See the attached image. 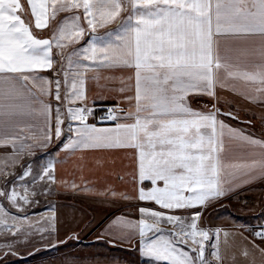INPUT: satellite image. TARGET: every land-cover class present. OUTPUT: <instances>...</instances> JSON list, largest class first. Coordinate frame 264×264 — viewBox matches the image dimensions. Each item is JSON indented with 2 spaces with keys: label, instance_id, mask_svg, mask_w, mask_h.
<instances>
[{
  "label": "snow or ice",
  "instance_id": "snow-or-ice-1",
  "mask_svg": "<svg viewBox=\"0 0 264 264\" xmlns=\"http://www.w3.org/2000/svg\"><path fill=\"white\" fill-rule=\"evenodd\" d=\"M26 4L0 0V148L11 149L0 159L5 169L15 167L24 153L46 150L53 140L57 145L38 162L22 165L12 180L7 177L13 173L3 172L0 264H14L17 248L31 243V237L39 235L43 241L58 231L54 208L49 209L51 218L35 226L28 209L38 203L36 197L52 195L55 168L62 163L57 157L80 150H127L131 155V194L112 186L95 194L137 201L139 219L117 217L103 234L121 242L138 237L147 264H225L229 257L239 264L229 251L232 234L204 228L200 221L212 203L264 180V138L221 118L241 119L235 111H222L220 105L227 101L218 91L227 89L264 107V0ZM33 26L49 35L38 36ZM102 70L127 75L113 89L100 81L117 77L104 76ZM93 81L103 91L119 93L115 105L99 117L111 122L110 127L88 123L95 117L88 104ZM53 98L55 106L49 102ZM200 103L202 108L193 106ZM260 119L264 123V113ZM64 183L79 190L74 181ZM21 187L23 192L18 191ZM254 240L259 243L252 248L264 264V229L254 233ZM240 255L247 259L252 254L245 247ZM250 264H257L254 256Z\"/></svg>",
  "mask_w": 264,
  "mask_h": 264
},
{
  "label": "crops",
  "instance_id": "crops-1",
  "mask_svg": "<svg viewBox=\"0 0 264 264\" xmlns=\"http://www.w3.org/2000/svg\"><path fill=\"white\" fill-rule=\"evenodd\" d=\"M22 3L25 4V7L27 6L26 0H22ZM66 15L69 14H61V16ZM25 18L27 19L28 17ZM113 27L114 25L108 26V28ZM107 30V28L98 29V34L105 33ZM33 31L38 36L47 37L49 35V31L47 29L41 32L40 30H36L33 26ZM88 39L89 36L85 35L84 41H87ZM72 47L79 46L74 45ZM72 47L64 50L65 55H67V53L72 50ZM57 59L59 58L57 57ZM39 75L47 76L49 74L47 72H41ZM102 75H115L117 77L116 80H101L100 83L102 85L107 83L110 88L118 89L120 87L119 77L121 75L126 76L127 73H122L120 71L109 73L105 70H102ZM238 86L242 87L243 85ZM28 87L31 88L36 95H39L38 89L33 88L31 84H29ZM218 91L220 92L222 99L227 101L226 104L222 103L220 105L222 111H235L241 117L239 120L244 121L245 119H248L252 120L253 123L247 124L245 122L233 120L229 116H222L221 118L231 126L239 128L245 133L253 135L255 138H264V123H262L260 119L261 114L264 113V107L246 101L242 97L228 91L227 89H218ZM117 95H119L118 92L103 91L102 88L97 87L94 81L90 82L88 104L89 106L94 107L95 117L101 113L104 106L115 105V97ZM42 99L48 100L47 97H42ZM204 99L206 100L207 98ZM49 102L53 106L56 105L54 98ZM193 106L202 108L203 103L194 104ZM95 117L90 116L88 123L96 124L97 127L112 126L111 123H95ZM28 134L30 133H25V135ZM29 143H31V141H29ZM56 145L57 141L53 140L52 146L46 150H37L33 155L24 153L20 157V163L15 165V167H8L5 169L4 161L3 159H0V188H3L6 183V178L3 175L4 171H12V173L14 172L19 175L23 171L22 165H27L32 161L38 162L39 158L44 157L46 154L52 153L56 148ZM10 151V148H0V157H3L5 153H9ZM57 159H61L62 163H58L55 168L57 183L52 185V195H40L36 197L39 203L36 205V207H30L28 209V214L30 215L31 219L34 217L47 219L51 218L52 216V212L49 211V209L54 208L55 217L57 220L59 212L56 211L58 208L56 205H61V208L65 211H68V207H71L73 208V211L70 212L76 213L73 217H69V219L73 218V220H81L79 227L71 228V225H69L63 229L62 232L56 233L54 236L57 237L56 239H46L41 241V243H36L30 246L27 248L29 251L26 254H22L24 255L23 258H17L13 260V262H20V264H34L33 262L36 261V264L37 262L42 264L41 261L50 262L52 259L55 260L54 257L59 256L61 258L63 255L72 251L73 254L78 255L76 258L70 257L71 260H68V258L65 262L58 264H147L146 260L142 258L139 253L138 237L131 239L130 241L121 242L119 239H113L109 235L103 234L105 233V230L108 228L109 224H111V222L117 217L124 218L129 221L138 220L139 213L136 209L137 201L113 199L111 197L105 199L104 197L95 194L96 192L105 189L107 186H112V181L115 183V187L120 192H127L131 194V178L128 175L131 170L132 163L130 152L127 150H80L73 155H65L64 153H61L60 157H57ZM96 167L101 169L100 172H98L101 174L96 173ZM104 173L106 174L102 175ZM108 176L111 178H108ZM121 176L125 178L121 179ZM65 181L68 183V185H71V183L74 181L79 186V190H74L70 186H66L64 183ZM78 203L85 204L89 208V204L97 203L101 205V208L99 210H93L90 208L89 211H85L83 207H78L81 206ZM210 206H212L214 210L218 209V212L216 211L211 213L209 219L212 221V224L208 225L203 221V216ZM210 206H208L203 211V216L200 221L201 226L209 229L220 228L230 232L232 236L229 238V251L236 255L239 264H250L252 256L255 257L257 264H260V253L252 248V244L259 243V241L254 240V233L264 229V180L257 179L251 183L245 184L231 192L227 197L221 198L218 202L212 203ZM37 213L40 215H35ZM179 214L184 215L182 212ZM77 216H79L80 219H76ZM95 220L98 221L96 224L94 223ZM164 230L170 231L171 228L170 226H165ZM94 231H98V235L96 238H94L95 242H90L92 238L88 240L89 243H73L71 239H69L72 235H77L80 238H82V235L83 237L90 235L92 236L95 235ZM44 235L48 236L49 233H44ZM51 237H53L52 234ZM105 241L110 242L112 247L111 249L116 252L117 258L114 257V260H109L108 256L107 259H103V257H101V252L97 253V256L101 257L97 259H93V254L83 257L79 255L80 249L86 247L92 250L93 246H103L102 244H104ZM211 242H214V237L210 242H208V253L212 251L210 247ZM72 244L78 245H75L74 249L71 248ZM221 244L223 246V232L221 233ZM245 247H247L252 254L247 259L240 255V251ZM39 250L42 251L39 252ZM47 252L53 256H44V254ZM54 252H57L58 254L56 255ZM137 252L138 255L136 254ZM36 253L40 254V257L37 258L38 260H36V257L34 256ZM107 253H109L108 250ZM120 253L128 255L124 258V261L123 259H118V254ZM209 260H211L210 256ZM211 264H215V261H211ZM225 264H232L231 257L225 260Z\"/></svg>",
  "mask_w": 264,
  "mask_h": 264
},
{
  "label": "rangeland",
  "instance_id": "rangeland-1",
  "mask_svg": "<svg viewBox=\"0 0 264 264\" xmlns=\"http://www.w3.org/2000/svg\"><path fill=\"white\" fill-rule=\"evenodd\" d=\"M35 166V165H34ZM100 170L101 169H99L98 167H96L95 168V171H96V173H98V172H100ZM8 172H11L12 173V171H8ZM13 176L11 177V176H9V177H7V179L8 180H10V179H12V178H14V176L15 175H17V173H14L13 172ZM98 174H101V173H98ZM106 173H104V174H102V175H105ZM97 176V175H96ZM108 178H111L110 176H108ZM6 181V180H5ZM114 181H116V180H114ZM111 185H112V187H114V188H116L115 187V183H113V181L111 182ZM117 189V188H116ZM118 190V189H117ZM18 191H20V192H23V188L21 187V188H18ZM39 203V202H38ZM38 203H34L33 205H32V207H36V205H38ZM78 204H80V203H78ZM81 206H78V207H83L84 209H85V211H89L90 210V208H92L93 210H99L100 208H101V205L100 204H97V203H93V204H89V206H90V208L89 207H87V205H85V204H80ZM56 206H58V208L56 209V211L57 212H59L58 213V217H57V220H56V223H55V228L56 229H58V231L57 232H62V230L63 229H65L66 227H68L69 225H71V228H77V227H79V224H80V222H81V220H73V218L72 219H69V217H73L74 216V214L76 213V212H70V211H73V208H71V207H68V211H65V210H63L62 208H61V205H56ZM55 206V207H56ZM218 212V209H216V210H214L213 209V207L212 206H210L209 208H208V210H206V212L204 213V216H203V221L206 223V224H208V225H211L212 224V221L209 219L210 218V215H211V213H213V212ZM65 215V216H64ZM76 219H80V217L79 216H77V218ZM44 218H33V219H31V222H32V224L35 226L37 223H43L44 222ZM98 221L97 220H95L94 221V223L96 224ZM204 222H203V224H204ZM216 222V221H215ZM74 226V227H73ZM56 232V233H57ZM95 233V235H90V236H86V237H83V235H82V238H80V237H78L77 235L75 236V235H72V236H70V238L69 239H71V241L73 242V243H77V242H88V240L89 239H91L92 238V240L90 241V242H95L94 241V238H96V236L98 235L97 233H98V231H94ZM56 233H52V235H53V237H51L50 239H53V238H57V237H54L55 235H56ZM45 236H47V235H45ZM11 237H9V239H10ZM4 239V237L3 236H0V241H2ZM31 239V243H26V244H21L18 248H17V251L19 252V256L18 257H14L13 258V260H15V259H17V258H23L24 257V255H22V254H26L29 250H27V248H29L30 246H32V245H34V244H36V243H41V240H40V236L39 235H35V236H33V237H31L30 238ZM50 239H48V240H50ZM46 240V239H45ZM100 240V239H99ZM89 243V242H88ZM75 245H78V244H75ZM75 245L74 244H72V246H71V248H74L75 249ZM103 246H101V245H99V246H93L92 247V250H90L89 248H86V247H84L83 249H80V251H79V255L80 256H88L89 254H93L92 256H93V259H97V258H101V257H103V259H107V256H108V259L110 260H114V257H116V252H114L111 248V244H110V242H108V241H105L104 242V244H102ZM114 246H116V245H114ZM59 247V246H58ZM77 248V247H76ZM86 250H88V251H86ZM107 250L109 251V253H107ZM40 251H42V250H39V252ZM55 251V250H54ZM81 252V253H80ZM98 252H101L102 254H101V257H98L97 256V253ZM105 252H106V254H105ZM56 255L58 254L57 252H54ZM65 254V253H64ZM137 255H138V252L136 253ZM46 255H50V256H53L52 254H50L49 252H47V253H45L44 254V256H46ZM35 257H36V260H38L37 258L38 257H40V254L39 253H36L35 255H34ZM76 256H78V255H76V254H73L72 253V251H70L69 253H67V254H65V255H63V257H59V256H57V257H54L55 258V260H51L50 262L49 261H45V262H43V261H41L42 262V264H58V263H63V262H65L68 258V260H71L70 259V257H72V258H76ZM128 255H124V254H122V253H120V254H118V259H123V261H124V258L125 257H127ZM133 257H136V256H133ZM117 258V257H116ZM42 259V258H41ZM139 260H141V259H139ZM142 261V260H141ZM140 261V262H141ZM34 264H36V261H34L33 262ZM14 264H20V262H14ZM37 264H39L38 262H37Z\"/></svg>",
  "mask_w": 264,
  "mask_h": 264
},
{
  "label": "built area",
  "instance_id": "built-area-1",
  "mask_svg": "<svg viewBox=\"0 0 264 264\" xmlns=\"http://www.w3.org/2000/svg\"><path fill=\"white\" fill-rule=\"evenodd\" d=\"M109 107H112V106L107 105V106H104L103 107L101 113L99 115H96V117H95V123H99V124H108V123H111V122H100L99 121V117L102 116V115H104L105 112H106V110H107V108H109Z\"/></svg>",
  "mask_w": 264,
  "mask_h": 264
},
{
  "label": "trees",
  "instance_id": "trees-1",
  "mask_svg": "<svg viewBox=\"0 0 264 264\" xmlns=\"http://www.w3.org/2000/svg\"><path fill=\"white\" fill-rule=\"evenodd\" d=\"M238 121H240V122H244V121H241V120H238Z\"/></svg>",
  "mask_w": 264,
  "mask_h": 264
},
{
  "label": "water",
  "instance_id": "water-1",
  "mask_svg": "<svg viewBox=\"0 0 264 264\" xmlns=\"http://www.w3.org/2000/svg\"><path fill=\"white\" fill-rule=\"evenodd\" d=\"M230 117V116H229Z\"/></svg>",
  "mask_w": 264,
  "mask_h": 264
}]
</instances>
